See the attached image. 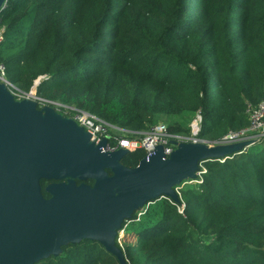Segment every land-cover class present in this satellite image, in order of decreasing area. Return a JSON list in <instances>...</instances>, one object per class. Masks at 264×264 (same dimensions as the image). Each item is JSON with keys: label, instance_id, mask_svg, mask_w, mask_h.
<instances>
[{"label": "trees", "instance_id": "16d2710c", "mask_svg": "<svg viewBox=\"0 0 264 264\" xmlns=\"http://www.w3.org/2000/svg\"><path fill=\"white\" fill-rule=\"evenodd\" d=\"M0 27L5 78L27 94L40 80L38 109L72 107L128 134L163 122L180 136L190 133L177 119L199 114L198 139L218 143L264 103V0H6ZM201 166L177 202L123 223L128 264H264V141ZM36 264L119 262L83 240Z\"/></svg>", "mask_w": 264, "mask_h": 264}, {"label": "water", "instance_id": "95a60500", "mask_svg": "<svg viewBox=\"0 0 264 264\" xmlns=\"http://www.w3.org/2000/svg\"><path fill=\"white\" fill-rule=\"evenodd\" d=\"M89 140L71 119L32 99L15 101L0 84V264H36L83 240L128 264L115 239L134 212L159 198L177 202L175 188L194 180L201 162L241 152L181 143L168 159L158 147L128 169L120 164L126 151L102 152L106 140ZM41 181L49 182L48 199Z\"/></svg>", "mask_w": 264, "mask_h": 264}, {"label": "built area", "instance_id": "2783aa9c", "mask_svg": "<svg viewBox=\"0 0 264 264\" xmlns=\"http://www.w3.org/2000/svg\"><path fill=\"white\" fill-rule=\"evenodd\" d=\"M3 29L0 27V42L2 41ZM0 84H3L8 92L13 96L15 101H22L24 99H32L37 103L40 102L36 98V87H33L29 92L31 94L24 93L18 88L12 86L5 78V69L3 65H0ZM20 92V93H19ZM55 112L62 117L71 119L79 128H82L90 137L89 143L98 146L102 141L106 140L107 144L103 148L102 152H115L117 150H124L128 153L134 152L136 150H142L144 157L141 159H146L155 153L156 148L161 147L163 151V156L165 159L172 154L175 150L177 144L181 143H191V144H201L208 143L198 139V134L200 132L201 117L196 114L193 120L189 123V136L172 135L168 132L166 125L158 123L153 128H151L146 133H127L124 130L114 128L94 115L88 114L86 112L80 111L78 109L55 105ZM246 116L248 119V125L238 131L228 133L220 142L218 143H208L211 145L227 146L233 147L236 145H241V152L247 151L253 146H258L264 141V103H260L256 106L248 105L246 109ZM121 133L120 139L115 138L116 133ZM113 135V136H112ZM139 137V138H138ZM111 140H115V144H111ZM225 158L208 160L217 161L223 163ZM207 161V162H208ZM202 163V162H201ZM198 165V171L195 173L194 180H187L183 182L180 186L175 188L176 195L181 199V189L187 185H200L202 183V175L205 173V169ZM184 205H182L183 208ZM137 214V217L141 216V210ZM182 213V209H179ZM138 219H136L137 221ZM125 234V228L121 229L117 233L115 239V244L124 253L123 243L121 239Z\"/></svg>", "mask_w": 264, "mask_h": 264}, {"label": "rangeland", "instance_id": "374dc122", "mask_svg": "<svg viewBox=\"0 0 264 264\" xmlns=\"http://www.w3.org/2000/svg\"><path fill=\"white\" fill-rule=\"evenodd\" d=\"M20 93V92H19ZM25 100V99H24ZM43 107H40V109H42ZM193 120V117L192 116H189V115H184L183 117H181V118H179V119H177V121L178 122H180L182 125H184V126H188L189 125V123L191 122ZM162 124H164V125H166L165 123H163L162 122ZM116 135H118V136H122V134L121 133H116ZM126 237H125V234H124V236H123V238L121 239V242L122 241H124V239H125Z\"/></svg>", "mask_w": 264, "mask_h": 264}, {"label": "flooded vegetation", "instance_id": "af4514ba", "mask_svg": "<svg viewBox=\"0 0 264 264\" xmlns=\"http://www.w3.org/2000/svg\"><path fill=\"white\" fill-rule=\"evenodd\" d=\"M45 184H46V186H47V185L49 184V182H46ZM46 186H45V187H46Z\"/></svg>", "mask_w": 264, "mask_h": 264}]
</instances>
